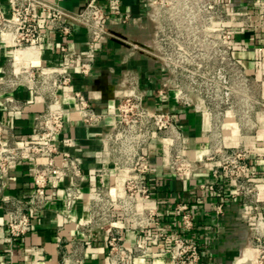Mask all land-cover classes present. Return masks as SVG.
<instances>
[{
    "label": "built area",
    "instance_id": "obj_1",
    "mask_svg": "<svg viewBox=\"0 0 264 264\" xmlns=\"http://www.w3.org/2000/svg\"><path fill=\"white\" fill-rule=\"evenodd\" d=\"M108 12L102 0H86L77 9L63 6L55 0H9V12L0 0V60L3 49L11 48L9 66L0 74V98L10 110H23L28 103L13 92L24 86L41 96L45 107L39 113L34 140L21 142L14 135L4 136L5 124L0 120V205L7 206V227L12 238H19L33 228L34 211L45 208L50 200L62 198L68 207L81 196V184L86 173L80 158L61 145H72V138L61 136L65 126V98L75 102V108L85 123L95 125L113 117L104 138L111 166L97 174L100 182L88 193L89 215L80 224L88 229L108 228L110 264H131L142 247L128 248L123 226L116 211L131 220L142 232L161 223L163 212L153 200L152 184L147 173L153 166L150 147L161 140L167 153L171 172L180 179L190 178L198 166L213 162L215 177L230 179L235 189L233 198H241L257 213L251 228L256 263L264 264V208L259 199L260 180L250 173L251 150L245 142L228 145L225 140V117L239 97L240 82H253L238 56L237 33L241 27H256L253 9L256 7L264 27V0H147L153 22L152 44L148 50L168 71L158 94L173 98L183 106H193L208 116L203 132L207 138L204 152L193 158L187 149V134L176 110L152 108L145 102V92L134 74L125 77L126 91L119 96L113 112L97 110L88 96L74 86V70L88 76L103 38L109 33V13H119V0ZM129 18L127 14L124 18ZM45 28L65 36L73 33L76 24L88 31V51L70 54L59 64L43 62L42 46ZM244 45V44H243ZM28 49L33 53H22ZM33 160L34 191L30 200L2 195L1 182L11 166L23 160ZM112 175L107 180V175ZM69 178L67 182L66 179ZM203 186V185H202ZM177 210L183 228L189 230L195 222L189 204L180 202ZM224 204L217 205L222 213ZM157 237L164 240L174 264H200L201 250L197 242L179 232L161 230ZM60 264H86L81 256H64Z\"/></svg>",
    "mask_w": 264,
    "mask_h": 264
},
{
    "label": "crops",
    "instance_id": "obj_2",
    "mask_svg": "<svg viewBox=\"0 0 264 264\" xmlns=\"http://www.w3.org/2000/svg\"><path fill=\"white\" fill-rule=\"evenodd\" d=\"M71 9L80 8L86 0H55ZM115 0H102L109 12ZM3 9L9 12V0H1ZM119 13H109V33L103 38L88 76L74 70V86L88 96L99 111H114L119 96L126 91L125 77L134 74L145 92V102L152 108L176 110L187 134L189 154L198 158L204 152L207 138L203 129L208 121L205 113L193 106L178 104L173 98L163 99L158 94L167 69L148 50L152 44L153 22L150 19L147 0H119ZM254 28L241 27L237 33V53L250 73L259 79L258 69L264 67V27L262 17L255 7ZM129 18L125 21V16ZM42 46L43 62L59 64L66 59L62 46L70 54H85L88 51V31L79 24L70 36L45 28ZM1 41V35H0ZM244 44V45H243ZM11 48H4L0 60V74L8 68ZM13 94L28 103L23 110H10L0 98V120L6 125L4 136L14 135L21 142L34 140L35 124L45 103L41 96L21 86ZM65 126L61 136L72 138V145H61L80 158L86 173L81 184V196L68 207L62 198L50 200L45 208L34 211L33 228L19 238H12L7 227V206L0 205V264H60L64 256H81L86 264H110L108 228L96 226L88 229L80 222L89 215L88 193L100 182L97 172L111 166L104 138L113 117L89 125L84 122L71 98H65ZM264 130L254 134H242L234 121L225 123V140L228 145L244 141L251 150L250 173L258 180L264 179ZM153 166L147 173L152 184L154 202L163 212L161 223L142 232L129 219L116 211L123 226L125 244L128 248L142 247L136 252L131 264H174L167 243L157 237L161 230L179 232L198 243L201 250L200 264H257L251 228L257 213L241 198H233L234 183L227 178L215 177L211 172L213 162L198 166L188 179H180L170 171L165 146L161 140L151 147ZM33 160H23L11 166L8 176L1 182L2 195L30 200L34 191ZM107 180L112 175L106 176ZM69 181V178L66 179ZM203 185V186H202ZM259 199L264 204V188ZM186 202L194 218L193 228L186 230L177 204ZM222 202L224 210L217 212ZM264 216V208L261 213Z\"/></svg>",
    "mask_w": 264,
    "mask_h": 264
},
{
    "label": "rangeland",
    "instance_id": "obj_3",
    "mask_svg": "<svg viewBox=\"0 0 264 264\" xmlns=\"http://www.w3.org/2000/svg\"><path fill=\"white\" fill-rule=\"evenodd\" d=\"M257 71L264 79V67ZM247 72L255 79L253 82L239 83L237 89L240 95L235 98L231 111L224 116V122L227 123L230 119L240 128L242 134H254L260 129L264 130V81L248 69ZM260 185L264 186V179L260 180Z\"/></svg>",
    "mask_w": 264,
    "mask_h": 264
},
{
    "label": "bare ground",
    "instance_id": "obj_4",
    "mask_svg": "<svg viewBox=\"0 0 264 264\" xmlns=\"http://www.w3.org/2000/svg\"><path fill=\"white\" fill-rule=\"evenodd\" d=\"M29 53H33V50L28 49V50L24 51L22 54L25 55V54H29Z\"/></svg>",
    "mask_w": 264,
    "mask_h": 264
},
{
    "label": "water",
    "instance_id": "obj_5",
    "mask_svg": "<svg viewBox=\"0 0 264 264\" xmlns=\"http://www.w3.org/2000/svg\"><path fill=\"white\" fill-rule=\"evenodd\" d=\"M240 1H242V2H243L244 0H240Z\"/></svg>",
    "mask_w": 264,
    "mask_h": 264
}]
</instances>
